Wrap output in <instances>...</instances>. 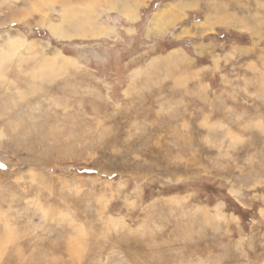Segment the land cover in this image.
Masks as SVG:
<instances>
[{
    "label": "clouds",
    "instance_id": "clouds-1",
    "mask_svg": "<svg viewBox=\"0 0 264 264\" xmlns=\"http://www.w3.org/2000/svg\"><path fill=\"white\" fill-rule=\"evenodd\" d=\"M16 5L0 264H264V0Z\"/></svg>",
    "mask_w": 264,
    "mask_h": 264
},
{
    "label": "rangeland",
    "instance_id": "rangeland-1",
    "mask_svg": "<svg viewBox=\"0 0 264 264\" xmlns=\"http://www.w3.org/2000/svg\"><path fill=\"white\" fill-rule=\"evenodd\" d=\"M16 6V0H0V12L5 14Z\"/></svg>",
    "mask_w": 264,
    "mask_h": 264
},
{
    "label": "bare ground",
    "instance_id": "bare-ground-1",
    "mask_svg": "<svg viewBox=\"0 0 264 264\" xmlns=\"http://www.w3.org/2000/svg\"><path fill=\"white\" fill-rule=\"evenodd\" d=\"M18 46H19L18 42L15 41V40H13V41H10V42H9L8 49H9V51L14 52L15 49H16Z\"/></svg>",
    "mask_w": 264,
    "mask_h": 264
}]
</instances>
